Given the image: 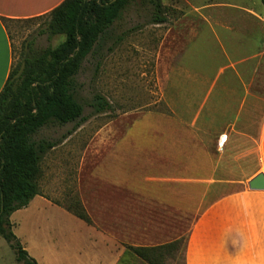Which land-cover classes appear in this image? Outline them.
Wrapping results in <instances>:
<instances>
[{"label": "crops", "instance_id": "1", "mask_svg": "<svg viewBox=\"0 0 264 264\" xmlns=\"http://www.w3.org/2000/svg\"><path fill=\"white\" fill-rule=\"evenodd\" d=\"M64 1L0 0V92L13 63L8 21L48 16ZM250 14L256 25L246 31L225 22L213 26L207 46L201 39L190 44L183 71L175 70L163 95L173 115L128 113L81 150V199L101 240L88 264H122L126 256L135 263L129 246L182 238L184 264H264V190L249 187L264 174V19ZM187 79L194 92L186 100ZM138 121L147 133L134 134ZM57 248L45 247L41 259L72 264L81 258L58 257Z\"/></svg>", "mask_w": 264, "mask_h": 264}, {"label": "rangeland", "instance_id": "2", "mask_svg": "<svg viewBox=\"0 0 264 264\" xmlns=\"http://www.w3.org/2000/svg\"><path fill=\"white\" fill-rule=\"evenodd\" d=\"M162 3L168 19L165 24H152V9L134 3L112 29L113 35L126 34L125 40L113 53L107 54L112 43L108 40L107 48L103 49L106 56L99 70V58L90 57L85 62L77 79L82 86L79 92L85 106L84 115L89 120L71 135L73 123L45 127L36 136L37 140L62 141L47 154L38 180L42 196L58 206L37 197L30 209L15 212L11 221L15 224L14 234L25 242L29 254L41 264L47 263L41 256L47 254L43 251L49 246L58 247V257L67 253L81 256L72 264H88L86 256L97 254L93 246L101 241L100 238L86 222L65 210L68 205L78 207V201L82 202L79 165L81 150L87 142L107 124L128 113L153 111L173 115L163 95L171 89L168 87L171 85L170 76L175 70L183 71L184 55L190 50V44L201 39L202 46H207L213 26L225 25V22H236L246 31L247 27L256 25L252 22L256 18L250 17V13L264 19L262 0H162ZM247 20L251 24H245ZM48 21L49 16H44L7 23L13 48L12 65L20 63L21 53L28 43L32 42L34 49L42 50L54 48L65 40L64 36L42 34ZM190 82L185 80V84ZM192 87V84L185 85L186 100L194 92H191ZM96 94L102 95L112 109L95 114L89 105ZM134 124V134L147 133L144 129L147 125L142 121ZM140 140L145 142L142 138ZM166 259V264H184L185 245ZM0 264H25L17 260L16 253L1 236Z\"/></svg>", "mask_w": 264, "mask_h": 264}, {"label": "trees", "instance_id": "3", "mask_svg": "<svg viewBox=\"0 0 264 264\" xmlns=\"http://www.w3.org/2000/svg\"><path fill=\"white\" fill-rule=\"evenodd\" d=\"M138 2L152 9V24L167 22L162 0H65L48 15L47 28L42 31L50 37L64 36L65 40L42 50L28 43L20 63L11 67L0 92V236L10 244L19 262L38 264L14 234L11 216L42 194L38 181L42 164L62 142L37 140L36 136L45 127L73 123L71 135L89 120L84 115L79 92L82 86L77 77L90 57L99 58L97 70L100 69L108 40L112 43L106 47L107 54L125 40L126 34L113 35L112 29L127 9ZM89 106L95 114L112 109L100 94L93 97ZM65 210L92 224L81 200L78 207L68 205ZM185 242L182 238L157 247L128 249L136 264H166L167 256L179 252ZM135 263L130 256L122 259V264Z\"/></svg>", "mask_w": 264, "mask_h": 264}, {"label": "water", "instance_id": "4", "mask_svg": "<svg viewBox=\"0 0 264 264\" xmlns=\"http://www.w3.org/2000/svg\"><path fill=\"white\" fill-rule=\"evenodd\" d=\"M251 190H264V174H259L249 183Z\"/></svg>", "mask_w": 264, "mask_h": 264}]
</instances>
